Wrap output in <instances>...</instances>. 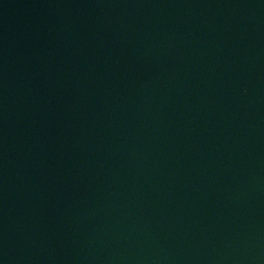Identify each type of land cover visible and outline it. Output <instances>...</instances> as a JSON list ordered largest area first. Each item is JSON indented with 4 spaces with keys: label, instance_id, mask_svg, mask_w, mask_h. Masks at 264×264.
I'll return each mask as SVG.
<instances>
[{
    "label": "water",
    "instance_id": "obj_1",
    "mask_svg": "<svg viewBox=\"0 0 264 264\" xmlns=\"http://www.w3.org/2000/svg\"><path fill=\"white\" fill-rule=\"evenodd\" d=\"M0 264H264V0H0Z\"/></svg>",
    "mask_w": 264,
    "mask_h": 264
}]
</instances>
